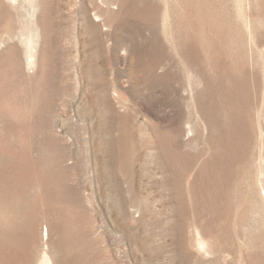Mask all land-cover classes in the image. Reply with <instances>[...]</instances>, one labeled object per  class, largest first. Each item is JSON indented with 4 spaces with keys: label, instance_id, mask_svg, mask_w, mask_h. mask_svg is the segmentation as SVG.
Returning <instances> with one entry per match:
<instances>
[{
    "label": "rangeland",
    "instance_id": "rangeland-1",
    "mask_svg": "<svg viewBox=\"0 0 264 264\" xmlns=\"http://www.w3.org/2000/svg\"><path fill=\"white\" fill-rule=\"evenodd\" d=\"M187 1L202 15L185 16ZM55 2L61 34L36 26L43 0L0 2V23L9 26L0 29V90L15 81L14 52L27 86L48 92L41 109L18 95L0 99V172L12 175L7 164L31 144L28 130H10L28 113L34 129L45 123L54 134L48 146L56 150L40 155L34 143L30 151L48 170L53 205L43 201L31 212L32 195L17 204L25 207L20 263L264 264V0ZM144 23H154L156 35ZM147 47L176 61L183 47L185 66L172 67L180 79L160 67L159 78L148 76L138 61ZM214 52L233 61L231 90L211 77ZM127 113L135 128L128 154ZM4 227L0 245L8 240Z\"/></svg>",
    "mask_w": 264,
    "mask_h": 264
},
{
    "label": "bare ground",
    "instance_id": "bare-ground-1",
    "mask_svg": "<svg viewBox=\"0 0 264 264\" xmlns=\"http://www.w3.org/2000/svg\"><path fill=\"white\" fill-rule=\"evenodd\" d=\"M1 2V0H0ZM43 7L42 8H39L40 12H39V17L37 20H36V26H39V29L41 28V24H44L45 27H49L50 29H54V32H56L57 34H61L60 31H57V29H59V24L61 23L59 21V18L61 17L59 14V11H58V6L55 2V0H43ZM2 4V3H1ZM2 7V6H0ZM185 13L184 15L185 16H188V17H191L192 15L195 17L196 15L200 16V14L202 12H199V10L197 9V7L192 4L190 1H187V4L185 5ZM1 12V11H0ZM61 12V11H60ZM2 13V12H1ZM1 15V14H0ZM202 15V14H201ZM107 16V15H106ZM141 16V15H140ZM182 17V16H181ZM156 18V17H155ZM1 19V17H0ZM2 20V19H1ZM0 20V21H1ZM148 22V21H147ZM183 22V20L181 21ZM195 22V21H193ZM3 23L1 22L0 23V29L2 27L3 30H6V28L8 29V25L7 23H5V25H2ZM145 24V23H144ZM143 24V25H144ZM151 25H146L148 26V28L151 30L152 34L156 35V26L154 23H150ZM182 26H179L182 28V31L184 34H187L189 35L187 31H189L190 29L187 27V25L183 22L181 23ZM198 28V25L195 26L194 28H192V30L194 31V29ZM43 29V27H42ZM8 31V30H7ZM63 31V30H62ZM1 32V31H0ZM5 32V31H3ZM49 33V32H48ZM216 33V32H215ZM2 34V33H1ZM47 34V33H46ZM63 34V33H62ZM1 36V35H0ZM2 37V36H1ZM155 37V36H154ZM153 37V38H154ZM44 38V37H43ZM56 38V36H55ZM183 39H181V44L184 45V36H182ZM53 42V41H52ZM142 46V45H141ZM137 47V46H136ZM145 47V46H144ZM219 47V46H218ZM141 48V47H140ZM160 50V49H159ZM183 50V47L181 49H179V51L177 52L178 53V61H176V59H170L168 56L166 55H162V52L158 51V54L155 56L153 55L152 51L149 50V47H147L140 55H139V62L144 64V68H145V72L147 73L148 76L150 77H154V78H159L157 77L156 75V68L157 67H160L162 68L163 72H162V76L164 77H167L168 79L170 80H176L178 77L180 79V72L178 70H173V66L176 67L177 64L180 65V67L182 68V66L184 67V54L182 52ZM215 53H219V52H214ZM225 54H227L226 52L223 53V55H220V54H215V57L212 59L211 57L207 59L206 61V67L209 68V69H212L211 66H209L211 64V59H212V65H213V69H215V75L214 76H211L213 79H214V82L215 83H218L220 87H225V88H228L230 87L229 89L231 90L233 87V82L235 81L234 78L231 76V75H228L229 73L227 72V70H229V67L232 66V62L229 58V56H226ZM229 54V53H228ZM227 54V55H228ZM210 54L208 55H205L206 57H209ZM225 55V57H224ZM222 60L220 64L223 65L220 66V68L216 69L214 67H216L214 65V59L216 60ZM41 59V57H40ZM39 59V60H40ZM136 59V58H135ZM170 59V60H169ZM137 60V59H136ZM31 61V60H30ZM10 63L13 64L14 66V72H13V75H14V79L15 81L12 80V82L10 81V84H4V89L3 90H0V99L2 100L3 98H11V96L13 95H18L20 98H17L18 101H22V105L25 104V106H28V108H42L43 106H41V102L42 101H45L43 100L45 95L47 98L48 96V92H46L45 89H43V86L41 85H34L33 87L30 85V86H27V80H29V78H26L25 76H23L22 74V71H21V68H20V61L18 60L16 54L13 52L12 53V57L10 56ZM33 65H34V62H31ZM209 64V65H207ZM222 68L226 69V70H223ZM20 81L22 83H20ZM170 83V82H169ZM48 88V87H47ZM218 90V89H217ZM169 91L172 93V92H175L176 91V87H173V88H170ZM23 97V98H22ZM48 107V105H46ZM51 106V105H50ZM110 106V105H109ZM45 107V106H44ZM106 108V107H105ZM104 108V109H105ZM112 108V107H111ZM47 109V108H46ZM108 109V108H107ZM106 109V110H107ZM110 109V108H109ZM43 110V109H42ZM35 111V110H34ZM113 112V111H112ZM111 112V114H112ZM106 113V112H105ZM107 114V113H106ZM113 114L115 115L116 112ZM112 114V115H113ZM45 115V114H44ZM125 115V114H124ZM129 113H127L126 116H124V119L125 121H122V130H125L124 131V137L122 138L123 140V143H125L126 145V150L125 152L128 154V152H133V147H134V139H133V130H135L134 126H132V124L130 123L129 121V117L130 115ZM106 116V115H105ZM35 117H32L29 115V113L27 115H25L21 121L17 122L16 124H11L10 125V130L11 132L14 134V132L18 131V132H27L28 134H32L34 137L33 139L30 140L31 144L28 145L29 148H18V153L17 155H13L12 157V160L11 162H9V164H7V166L9 165H13L16 169V171L10 175V174H7L5 173V171H2V173L0 172V215L3 214V215H7L8 214V217H4L2 218L0 216V222H3V224H6V228L5 231L6 234L8 237L7 239L8 240H5V243H2L0 245V264H21L20 263V260L19 259V252H18V248L19 246L17 247V245L20 243L22 244L23 243V238H21L20 234H19V230L20 229H23L24 227H22V223H23V219L21 217V210L22 208H24L25 210V207H22L20 209H18V203L20 201H22V199L24 197H26V195H32L33 197V204H31L29 206V210L31 212H34L36 211L40 204L43 205L44 202L45 204L47 203V208L51 210V208H49V205H48V202L47 199H48V183L46 181V179L48 178L47 177V173H48V170H47V173L46 171L43 172L41 170V168L38 166V163L36 162H33L31 159H30V151L32 150V146L34 143H37L39 144L37 146V149H38V154L42 155L41 152H46L47 150H55L52 146H48L49 143H52L53 142V135L47 133L49 131L46 132V128H45V123L43 124V126L41 127L39 125L38 129H34L35 127V120H34ZM39 121H40V118H38ZM132 119V118H131ZM44 120H47L46 116L44 117ZM105 120H108V119H105ZM122 120H123V117H122ZM38 121V122H39ZM37 122V121H36ZM41 122V121H40ZM107 124V123H106ZM105 124V125H106ZM100 125V124H99ZM137 126V125H135ZM139 126V125H138ZM46 127H47V124H46ZM101 127V126H100ZM99 127V128H100ZM114 127V126H113ZM37 128V127H36ZM109 128V127H108ZM144 129V128H143ZM30 132H28V131ZM102 130V129H100ZM99 130V131H100ZM118 130V129H117ZM141 130V128H140ZM109 132H113L111 127L110 129H108ZM142 131V130H141ZM41 133L42 136L40 138H36L35 135ZM110 133V134H111ZM135 133V132H134ZM140 133V132H139ZM160 139L161 136H159ZM120 138V137H119ZM114 139V138H113ZM158 139V138H157ZM166 140V138H165ZM160 141V140H159ZM158 141V142H159ZM100 142V141H99ZM163 142V140H162ZM104 143V141H103ZM114 143V142H113ZM112 143V144H113ZM53 144V143H52ZM61 144V143H60ZM121 144V143H120ZM51 145V144H50ZM59 145V144H58ZM103 145V144H102ZM117 145V144H116ZM55 147V146H54ZM120 147V146H119ZM123 147V146H122ZM125 147V146H124ZM15 148V147H14ZM114 148V147H113ZM57 149V147H56ZM62 150V149H60ZM50 151V152H51ZM56 151V150H55ZM122 151V150H121ZM59 152V150H58ZM61 152V151H60ZM59 152V153H60ZM123 152V151H122ZM58 153V154H59ZM48 154V153H47ZM45 153V155H47ZM57 154V153H56ZM12 155V154H11ZM37 155V154H36ZM49 155V154H48ZM39 156V155H38ZM37 156V157H38ZM56 156V155H55ZM59 156V155H58ZM116 156V155H115ZM7 157V156H6ZM45 158V157H43ZM118 158V157H117ZM11 159V158H10ZM39 159V158H38ZM51 159V156L50 158ZM57 159V158H56ZM61 159V158H60ZM121 159V158H120ZM45 160V159H44ZM54 160V156H53V159ZM62 160V159H61ZM124 160V159H123ZM43 161V160H42ZM55 161V160H54ZM121 161V160H120ZM6 165L4 166L5 170H6ZM50 166V165H49ZM46 167V166H45ZM56 169V168H55ZM57 169H61V168H57ZM56 169V170H57ZM55 170V171H56ZM13 171V170H12ZM52 172V171H51ZM63 173V172H62ZM51 177V176H50ZM61 178V177H60ZM55 179V178H54ZM57 180V179H56ZM65 180V179H64ZM63 180V181H64ZM59 182V181H58ZM60 183V182H59ZM50 185V184H49ZM51 186V185H50ZM49 186V187H50ZM62 188V186H61ZM50 189V188H49ZM55 190V189H54ZM51 194V192H50ZM49 194V195H50ZM55 196V194H54ZM58 196V195H57ZM59 197V196H58ZM66 197V196H65ZM60 198V197H59ZM53 200V199H52ZM44 201V202H43ZM55 201V200H54ZM59 201V200H58ZM58 201L56 202V204L58 203ZM32 202V201H31ZM25 203V201H24ZM60 203V202H59ZM30 204V203H29ZM50 204V202H49ZM53 205V203H51ZM50 204V206H51ZM55 204V205H56ZM65 204V203H64ZM59 205V204H58ZM21 206V204H20ZM25 206V205H24ZM57 206V205H56ZM63 206V205H62ZM62 206L60 208H62ZM41 207V206H40ZM46 208V206L44 207ZM49 210V211H50ZM23 211V210H22ZM48 211V212H49ZM52 211V210H51ZM28 212V211H27ZM26 212V213H27ZM40 212V210H39ZM46 212V211H45ZM56 212V211H55ZM35 213V212H34ZM47 213V212H46ZM17 214H19L18 216L19 217H15ZM28 214V213H27ZM30 214V213H29ZM43 214V213H42ZM50 214V213H48ZM47 214V215H48ZM74 214V213H73ZM23 215H25L23 213ZM22 215V216H23ZM32 214H30L31 216ZM41 215V214H40ZM24 217V216H23ZM27 217V216H26ZM37 217V216H36ZM67 220V219H66ZM33 221V220H32ZM35 221V220H34ZM70 221V220H69ZM39 222V221H38ZM72 222V221H71ZM78 222V221H77ZM54 223V222H53ZM61 223V222H60ZM76 223V221L74 222ZM32 223H30V226H31ZM69 224V222H68ZM57 225V224H56ZM59 225V224H58ZM53 226V225H51ZM61 226V225H59ZM73 226V225H72ZM71 226V228H72ZM76 226V224H75ZM56 227V226H54ZM59 228V227H58ZM62 228V227H61ZM64 228V227H63ZM70 228V227H69ZM14 229V230H13ZM34 229V228H32ZM61 230V229H59ZM81 230V229H80ZM32 231V230H31ZM30 231V232H31ZM75 231V229H74ZM85 231V230H83ZM87 231V230H86ZM29 232V233H30ZM61 232V231H60ZM73 232V231H72ZM77 232V231H75ZM74 232V233H75ZM33 233V232H32ZM59 233V232H58ZM47 231L46 229H43V232H42V237L45 238L46 235H47ZM4 235V236H5ZM13 236V237H12ZM69 236H71L70 234L66 233L63 235V238L64 240H66V238H68ZM74 236V235H73ZM87 237V236H86ZM4 239V238H3ZM3 241V240H2ZM61 241V239H60ZM25 242V241H24ZM63 242V241H61ZM86 242V241H85ZM84 242V243H85ZM92 242V241H91ZM90 242V243H91ZM64 243V242H63ZM88 243V242H87ZM89 243V244H90ZM65 245V244H64ZM86 245V244H85ZM91 245V244H90ZM21 246V245H20ZM62 246V245H61ZM83 246V245H82ZM88 246V245H87ZM64 247V246H63ZM80 248V247H79ZM65 249V248H64ZM67 250L65 249V252ZM75 251V249H74ZM77 251V250H76ZM87 251V254H88V250ZM64 252V254H65ZM73 252V251H72ZM78 252V251H77ZM81 252V251H80ZM90 252V250H89ZM74 254V253H73ZM80 254V253H79ZM74 255H77L74 254ZM66 256H69L68 254H66ZM65 256V257H66ZM78 256V255H77ZM80 256V255H79ZM78 256V257H79ZM84 256V255H82ZM89 256V255H88ZM64 257V258H65ZM76 258V257H74ZM81 258V257H80ZM83 258V257H82ZM85 258V257H84ZM92 259V258H90ZM71 260V259H70ZM81 260V259H80ZM84 260V259H83ZM89 260V259H88ZM87 260V261H88ZM79 261V260H78ZM86 261V259H85ZM84 261V262H85ZM90 261V260H89ZM94 261V260H93ZM71 262V261H70ZM74 262H76L74 260ZM81 263V262H80ZM87 263V262H86Z\"/></svg>",
    "mask_w": 264,
    "mask_h": 264
}]
</instances>
